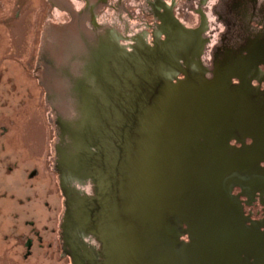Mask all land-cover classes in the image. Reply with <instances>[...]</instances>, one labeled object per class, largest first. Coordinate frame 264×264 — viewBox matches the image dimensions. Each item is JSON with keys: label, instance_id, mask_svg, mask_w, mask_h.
Here are the masks:
<instances>
[{"label": "water", "instance_id": "water-1", "mask_svg": "<svg viewBox=\"0 0 264 264\" xmlns=\"http://www.w3.org/2000/svg\"><path fill=\"white\" fill-rule=\"evenodd\" d=\"M91 17L85 0H24L9 17L55 157L68 146L69 164L98 188L68 204V228L98 237L104 260L74 264H247L232 189L258 175L264 109L189 74L162 85L154 69L131 70L121 87L118 73L99 83ZM160 50L130 65L158 68ZM243 132L253 149H230Z\"/></svg>", "mask_w": 264, "mask_h": 264}, {"label": "flooded vegetation", "instance_id": "flooded-vegetation-1", "mask_svg": "<svg viewBox=\"0 0 264 264\" xmlns=\"http://www.w3.org/2000/svg\"><path fill=\"white\" fill-rule=\"evenodd\" d=\"M85 6L92 16L91 25L103 37L99 83L107 74L118 73L121 87L120 79L131 70L140 71L141 79L154 69L160 73L162 85L177 84L189 74L196 78L195 87L208 81L229 89L233 101H248L252 107L264 109V0H97L93 4L85 0ZM151 50L162 51L168 60L158 68L130 65L144 62ZM67 134L68 127L60 138ZM253 143L250 132L233 133L229 140L235 151L252 150ZM55 151L53 166L42 169V182H49V188L42 191L38 181L26 189L29 201L32 195L43 194V206L52 216L41 226L36 220H26L30 229L25 232L20 225L21 208L16 213L0 209V264H25L30 258L36 264L87 263L92 255L104 260L98 237L91 233L81 236L68 228V204L96 197L97 185L92 178L77 175L69 164L68 146L57 143ZM256 158L260 161L254 183L232 189L241 210L244 245L240 258L247 264H264V154ZM40 173L38 167L33 168L29 178ZM8 194L10 200L18 197L13 191ZM181 239L189 240L187 234Z\"/></svg>", "mask_w": 264, "mask_h": 264}, {"label": "rangeland", "instance_id": "rangeland-1", "mask_svg": "<svg viewBox=\"0 0 264 264\" xmlns=\"http://www.w3.org/2000/svg\"><path fill=\"white\" fill-rule=\"evenodd\" d=\"M23 1L0 0V209L16 213L21 208L20 225L28 232L26 220H36L41 226L52 214L43 206L46 198L42 193L37 198L32 195L35 201H29L26 189L43 181L42 169L48 164L51 168L56 157L9 20ZM37 167L40 175L30 179L29 172ZM49 186V182H42V191ZM11 191L18 195L16 200H10ZM25 264L36 263L30 258Z\"/></svg>", "mask_w": 264, "mask_h": 264}]
</instances>
